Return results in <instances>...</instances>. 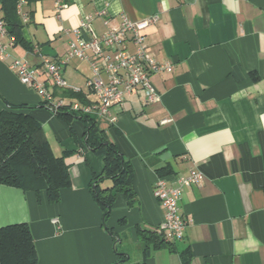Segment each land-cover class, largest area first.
Listing matches in <instances>:
<instances>
[{"label": "crops", "instance_id": "1", "mask_svg": "<svg viewBox=\"0 0 264 264\" xmlns=\"http://www.w3.org/2000/svg\"><path fill=\"white\" fill-rule=\"evenodd\" d=\"M56 1L27 2L23 34L32 50L0 36L10 52L0 56V110L25 105L21 111L42 123L57 155L73 151L66 158L72 184L52 203L46 190L0 183V227L28 222L38 264H264V0H59V8ZM124 13L138 21L158 15L143 30L146 52L173 68L151 75L157 100L148 101L137 87L111 114H90L134 168L133 204L117 194L105 222L91 188L104 156L85 145L84 120L79 114L67 121L43 105L11 62L15 56L34 66L44 57L58 61L79 39L74 29L86 15L92 21L83 38L118 27ZM129 50L136 48L130 43ZM72 61L75 70L68 73ZM61 71L68 87L55 86L44 73L40 78L55 99H97L87 84L89 60L74 57ZM193 169L204 179L181 195L184 236L148 249L138 227L153 229L165 218L156 179L175 186L177 176Z\"/></svg>", "mask_w": 264, "mask_h": 264}, {"label": "trees", "instance_id": "2", "mask_svg": "<svg viewBox=\"0 0 264 264\" xmlns=\"http://www.w3.org/2000/svg\"><path fill=\"white\" fill-rule=\"evenodd\" d=\"M32 1L34 0H28ZM18 2L19 0H2L1 18L5 21L6 32L14 38V45H22L32 50L34 48L32 43L27 41L23 34L27 22H24L18 13ZM64 92L68 94L67 90ZM43 105H47V101L43 100ZM24 107L26 106L22 104H10L8 108L0 110V183L24 191H35L37 194L46 190L50 202H59L62 197L61 190L72 184L70 165L66 158L73 151L65 149L61 155H57L42 123L29 113L21 111ZM56 112L67 121L80 114L79 117L86 124L85 145L104 156V169L102 173L94 174L91 188L104 211L106 222L117 194H125L129 205L134 202L132 163L108 139L105 131L96 125L94 117L90 114L71 110L68 106ZM105 178L112 180V186L100 185L101 180ZM138 233L145 239L148 249L170 246L174 242L166 240L156 227L153 229L138 227ZM37 252L28 222L0 227V264H38Z\"/></svg>", "mask_w": 264, "mask_h": 264}, {"label": "built area", "instance_id": "3", "mask_svg": "<svg viewBox=\"0 0 264 264\" xmlns=\"http://www.w3.org/2000/svg\"><path fill=\"white\" fill-rule=\"evenodd\" d=\"M27 2L28 0H19L17 5L18 13L24 22L30 19L26 9ZM56 2L58 8L62 6L59 0ZM106 12V9H100L98 14L104 16ZM157 20L158 15L138 21L124 13L118 27L101 35L83 38V31L90 28L92 21V15H86L74 29L79 39L70 41L66 54L60 60L44 57L41 66H34L27 59L15 56L11 67L16 70L20 80L36 89L43 100L47 101V105L55 111L68 106L71 110L84 114H111V108L121 104L124 97L137 87L144 91L148 101H154L159 98V94L151 82V75L173 68L171 63L158 61L146 52L143 30ZM6 31L5 21L0 16V36H9V44H14V38ZM130 43L135 46V52L129 50ZM7 47L6 43L0 41L2 58L10 55ZM74 57L91 62L93 76L88 79L87 84L96 94L97 99L93 102L67 101L64 97L55 99L46 86V81L40 79L44 73L55 86L68 87L69 82L62 74L61 64L69 63ZM114 119L116 116H113ZM203 179V173L196 169L177 176L175 186L169 185L166 177L156 179L154 193L165 208L164 221L156 228L166 240L175 242L184 236L187 219L181 213L179 201L186 186L200 184Z\"/></svg>", "mask_w": 264, "mask_h": 264}, {"label": "rangeland", "instance_id": "4", "mask_svg": "<svg viewBox=\"0 0 264 264\" xmlns=\"http://www.w3.org/2000/svg\"><path fill=\"white\" fill-rule=\"evenodd\" d=\"M71 70H73V71L75 70V69H74V62H73V61L70 63V65L67 66V71H68V73H69ZM68 73H67V76L69 75ZM78 74L81 75L79 72H78ZM122 245H123L122 243H118V246H119L120 248L122 247ZM130 246H131V244H130ZM130 251L134 252V248L132 247Z\"/></svg>", "mask_w": 264, "mask_h": 264}, {"label": "water", "instance_id": "5", "mask_svg": "<svg viewBox=\"0 0 264 264\" xmlns=\"http://www.w3.org/2000/svg\"><path fill=\"white\" fill-rule=\"evenodd\" d=\"M95 187V186H94Z\"/></svg>", "mask_w": 264, "mask_h": 264}]
</instances>
